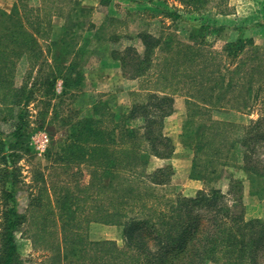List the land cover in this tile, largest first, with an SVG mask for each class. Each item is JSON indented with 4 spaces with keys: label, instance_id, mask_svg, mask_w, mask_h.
<instances>
[{
    "label": "trees",
    "instance_id": "16d2710c",
    "mask_svg": "<svg viewBox=\"0 0 264 264\" xmlns=\"http://www.w3.org/2000/svg\"><path fill=\"white\" fill-rule=\"evenodd\" d=\"M60 1L69 5L67 10L59 6V0H41V6L35 8L21 0L9 13L0 10V159L3 162L0 264H24L15 241L16 232L23 225L30 229V235H26L34 250L43 253V264H264V219H246L239 197L230 202L218 190L208 189L199 190L192 197L177 194L168 198L160 194L169 182L167 168L156 170L146 183L144 171L148 157L164 158L174 149L171 139L163 133L164 120L174 105L167 89L162 93L144 92L140 95L144 101L133 104L127 113L112 111L105 102L96 103L88 121H79L72 128L66 140V157H55L52 150L47 152L50 164L60 160L65 165L78 167L87 161L89 183L62 190L56 185L49 187L44 176L36 172L28 187L27 210L25 214L17 212L14 186L19 180L14 157L16 152L28 151L25 147L31 127L28 105L37 100L42 81L46 86L44 91L53 97L59 80L60 95H67L74 84H79L81 75L74 73L75 61L65 66L59 65V61L63 54L77 58L81 51L85 52L83 48L74 50V38L65 40L75 35L70 33L74 27L94 28L85 16L88 9L74 0ZM181 2L184 7L197 10L208 0ZM167 14L182 20L176 13ZM55 15L72 23L63 30L61 39L52 38L49 30ZM189 26L192 29L190 45L173 44L171 38L162 40L140 33L143 55L127 48L121 58L122 67L130 69L131 78H149L152 64L157 65L155 50L161 48L169 53L172 50L170 59L162 61L157 82L167 76L169 80L184 76L195 86L199 85L203 94L196 88L186 96L188 122L195 123L191 130L194 140L191 177L208 183L218 169L237 159L241 152L243 171L264 181V161L257 157V150L264 143V115L247 126L213 121L208 115L211 109L248 111L257 102L263 108L264 81H252V75L260 72L262 61L239 62L234 71L239 73L238 80L227 82L220 91L219 78L215 75L222 72L227 76L229 69L223 72L215 66L209 68L206 63L211 58L200 49L205 42V31L213 27L205 23ZM83 39L88 40L87 36ZM251 45L250 39H236L225 45L224 53L234 61ZM47 55L53 57L54 66L47 63ZM23 57L29 66L17 84L15 70ZM44 66L49 68L47 76L43 73ZM238 86L242 88L239 99L228 97ZM46 114L44 111L38 116ZM138 119L143 124L133 127L130 121ZM6 126L12 128L10 134L5 133ZM75 150L82 155H75ZM37 184L40 187L35 190ZM91 223L122 227V248L113 241L90 240L87 227Z\"/></svg>",
    "mask_w": 264,
    "mask_h": 264
},
{
    "label": "rangeland",
    "instance_id": "374dc122",
    "mask_svg": "<svg viewBox=\"0 0 264 264\" xmlns=\"http://www.w3.org/2000/svg\"><path fill=\"white\" fill-rule=\"evenodd\" d=\"M19 1L21 0H14L11 7H0V10L9 13ZM22 1H26L30 7L35 8L41 6V0ZM74 1L85 8L87 5L86 2H88V6L92 5V1L90 0ZM120 2L123 4H116L112 7L109 6L113 3V0H110L106 5L102 4L109 8L103 7L107 13H101L97 16L99 19H95V21H99L98 23L101 21L100 24H94L92 22L94 16L90 8H86L88 9V12H85L87 21L94 28L92 29L86 26L82 30V28L77 29L74 27L70 33H75V35L65 37L67 41H71L72 38L76 40L73 47L75 51L80 50V48L85 50V52L81 51L77 55V58L71 54H63L62 59L59 61V65L63 64L64 66L68 65L70 61H75L76 70L74 73L77 74L79 72L81 75L78 78L80 82L79 84H74L67 92V95H60L61 81L59 80L54 87L56 97H53L44 91L46 86L43 83L44 81H42L41 90L36 94L37 100L28 105V119L31 126L25 142V147H27L28 151L16 152L17 154L14 157L16 162L15 172L18 175L17 180H19L17 183H31L36 172H39L44 176L49 187L56 185L59 189L65 190L67 187H75L76 184L82 186L87 185L90 179L87 161L78 164L79 166L76 167V164L69 166L67 164L65 165L64 161L56 160V162L52 163L54 165L52 166L50 164L51 160L47 158L48 150H52V153H55V157H66V140L72 132V128L74 129L79 121H88V116L92 115L93 106L96 103L105 102L112 111L127 113V110L133 104L144 101L143 97L140 96L144 92L152 93L156 91L162 93L161 91H165L163 89H167L170 90V95L174 101L173 111L168 116H171V118L168 120L169 125H167V129H172L170 132L176 138H170L164 131L165 120L168 117L164 120L163 133L171 139L174 149L170 156L164 158L154 155L148 157L144 171L147 177L146 183H149L150 177L156 170L167 168L166 174L169 182L164 185L160 194H164L168 198L174 197L177 194L192 197L199 190L216 189L226 195L230 202L234 198L239 197L244 208L246 219H264V181L250 177L249 173L247 174L241 171L240 167L243 165L241 152L237 154V159L229 161L225 167L218 169L215 178L210 182L203 183L201 181L202 186L198 190H196L193 183H185L187 180L185 169L188 165L189 178L198 180L192 178L190 175L194 154V140L191 130L195 123L189 125L186 96L194 93L196 88L199 93L201 87L199 85L195 86L191 80L189 81L184 76L173 80H169L167 76L165 79L157 82V77H159L157 73L160 72L162 61L170 59L173 54L172 50L170 53L161 48L155 50L154 57L158 58L155 61L157 65L152 64L149 70V78L146 76L144 78H131L128 74L130 73V69L123 68L121 63V58L125 56V50L127 48L134 49L135 53L139 56L143 55L144 45L141 38L138 37L140 33H148L162 40L171 38L173 44L180 42L190 45L192 42L189 40V35L192 29L189 24L205 23L213 27L205 31V42L200 46V49L202 47L201 52L206 57L211 58L206 64L211 69L212 67L214 69L215 66L223 72V69H229L226 72L227 76H225V73L222 74V72L219 75L218 73L215 75L216 78H219L220 91H223L227 82L234 83L238 80L239 73L234 71L239 62H250L253 64L254 61L251 60L262 61L263 66L260 72L252 75V81L260 83L262 80L264 81V13L261 14L258 12L255 16L254 13L257 11V5H262L263 2H255L254 0H208L203 8L197 10H193L188 6L184 7L181 0H120ZM130 2L135 4L131 5ZM174 2L182 6V12L180 11L183 15V17L180 15L182 20L174 19L165 12L169 11L167 9L168 6ZM122 5H125V12H117ZM237 5L241 7L240 12L238 11V17L240 16L244 20L240 19L238 23L228 28L212 24L214 11L219 14H225L230 8L232 9L234 6L237 8ZM59 6H65V10L69 7V5L64 4L60 0ZM174 8L177 9V7ZM178 10L181 9L179 8ZM169 12L175 13L173 11ZM258 15L260 16L257 19L256 17ZM50 24L49 30L53 33L52 38L61 39L64 37L63 30L72 23H68L63 17L55 15L51 19ZM219 28L221 29L220 31H218ZM87 29L88 31L85 32ZM86 36L87 41L83 39ZM240 38L250 39L252 45L247 46L248 49L233 61L225 55V45L228 42ZM46 61L52 66L55 64L51 55L46 56ZM28 66L29 63L26 57H23L18 62L15 70L17 84L22 81ZM248 67L250 66L248 65ZM48 71L49 68L44 66L43 73L45 74ZM163 75L167 74L164 73ZM73 79L76 80L74 74ZM206 84L204 83L203 85ZM241 91V86H238L236 90L234 89L228 93V97L239 99L238 92ZM201 95H203L202 90ZM258 101H261V98ZM201 105L205 106L207 104ZM254 105L252 109L243 112L230 108H227L228 110L211 109L208 115L213 121H225L239 126H247L251 121L264 115V107L262 108L260 102ZM44 111H46V115L38 116L39 113ZM84 122L82 125H84ZM37 123L42 125L41 128H37ZM130 124L133 127H139L143 124V121L142 119H138L130 121ZM3 128L6 134H10L11 127L6 126ZM40 131L45 132L48 136L47 147L43 152L36 151L34 148L35 135ZM259 147L257 157L264 161V143ZM73 153L77 156L82 155V152L77 150ZM155 158L170 160V162L163 167H158L156 166L158 162L154 160ZM177 161L178 163H176ZM0 169H3L1 159ZM33 183L36 184V182ZM37 187H40L39 184H37L35 190H37ZM84 227L85 225H83V229ZM87 235L93 241H113L119 248L123 246L122 227L91 223L89 228L87 227ZM23 255L25 259L29 260L27 264H41L43 261V253L35 252L32 254L25 252ZM206 264L216 263L208 262Z\"/></svg>",
    "mask_w": 264,
    "mask_h": 264
},
{
    "label": "crops",
    "instance_id": "0c3cea01",
    "mask_svg": "<svg viewBox=\"0 0 264 264\" xmlns=\"http://www.w3.org/2000/svg\"><path fill=\"white\" fill-rule=\"evenodd\" d=\"M90 1H92V3H91L92 5L88 6V2H86L87 3L86 8H90V10H91V12H92V14L94 16V20H92V22L94 24H100L101 23V21H100V23H98L99 21L97 22V21H95V19L96 20L99 19V18H97V16H99V14H101V13H103V14L107 13V11H105L104 8H109V7H112V6H114L116 4H120V3L123 4L122 2H120V0H118L119 2L117 0H113V3L109 7H106V6L102 5L101 0H95V1L94 0H90ZM122 1H124V0H122ZM254 1L255 2L262 1L263 2L262 5H257V9H256L257 11L254 13V16H255V14L257 15L258 12L263 14L264 13V0H254ZM13 2H14V0H0V7L1 8H3V7L7 8L9 6L11 7ZM130 4L133 5L135 3H131L130 2ZM261 6H263V7H261ZM174 7H177V9L174 8ZM179 8L181 10H178ZM167 9L169 11L175 12L176 14L178 13L177 15H181L183 17V15L181 13L182 12V6L180 4H178L177 2H174V3L170 4ZM240 9H241V7H239V5H237V8H236V6H234L232 9L230 8L228 10V12H226L225 14H219L216 11H214V14H213V17H212V24H214L215 26H223L224 28L225 27L228 28V27L234 26L235 23H238L240 21V19H242L240 16L238 17V15H239L238 11L240 12ZM125 10H126L125 9V5H122V7H120V9L117 12H121V11L125 12ZM169 11H165L166 14ZM259 16L260 15H258L256 18L258 19ZM102 17H104V16H102ZM242 20H244V19H242ZM239 24H242V23H239ZM243 24H246V23H243ZM170 118H171V116L166 118V120H165V129H164V131L166 132V135L170 136V138L175 139L176 138L175 135L172 132H170V130H172V129H170V130L167 129V125H169L168 124V120H170ZM174 155H175V152H174ZM154 160L156 162H158V163H156V166H158V167H163L164 165L168 164V162H170V160H160V159H157V158H155ZM176 163H178V161ZM240 169H241V171H243V169L241 167H240ZM185 170H186L185 173H186V178H187L185 183H193L195 188H196V190L201 188V186H202L201 185V183H202L201 181L192 180V179L189 178V175H188V173H189V165L186 166ZM175 173H177V172H175ZM23 185H25V186H23ZM28 187H29V183H16L15 186H14L15 206H16V210H17V212L19 214H25V212L27 210V207H28V204H29V189H28ZM185 196H188V195H185ZM28 230L30 232V229L23 225L16 232V236H15L17 249H18V251L20 253L21 258L23 259L24 264H27V262L29 260H27V259H25L23 257L24 256L23 253H25V252L29 253L30 252V253L33 254V253L37 252V253H41L42 254L41 251L34 250L31 240L27 238L28 237L27 235L29 233ZM29 235H30V233H29ZM42 258H43V261H44V257L43 256H42ZM43 261L41 262V264H43Z\"/></svg>",
    "mask_w": 264,
    "mask_h": 264
},
{
    "label": "built area",
    "instance_id": "2783aa9c",
    "mask_svg": "<svg viewBox=\"0 0 264 264\" xmlns=\"http://www.w3.org/2000/svg\"><path fill=\"white\" fill-rule=\"evenodd\" d=\"M48 136L45 132L40 131L35 135L34 148L36 151H45L47 147Z\"/></svg>",
    "mask_w": 264,
    "mask_h": 264
}]
</instances>
